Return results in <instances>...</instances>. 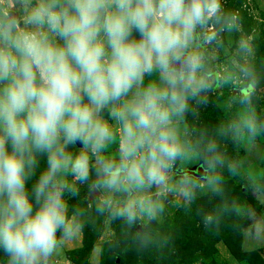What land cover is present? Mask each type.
I'll return each mask as SVG.
<instances>
[{"label": "clouds", "instance_id": "clouds-1", "mask_svg": "<svg viewBox=\"0 0 264 264\" xmlns=\"http://www.w3.org/2000/svg\"><path fill=\"white\" fill-rule=\"evenodd\" d=\"M262 100L264 55L225 0H0V264H56L99 219L119 226L116 259L163 254L174 200L208 233L264 238L226 189L264 205L240 155L264 138Z\"/></svg>", "mask_w": 264, "mask_h": 264}, {"label": "rangeland", "instance_id": "rangeland-1", "mask_svg": "<svg viewBox=\"0 0 264 264\" xmlns=\"http://www.w3.org/2000/svg\"><path fill=\"white\" fill-rule=\"evenodd\" d=\"M225 7L235 10L242 17L243 28L255 34L259 54L264 55V0H225ZM225 43L226 45L228 44L227 38H225ZM232 47L234 46L228 47L227 52H230ZM227 52L224 49H219L217 52L218 64L221 69L227 67ZM230 94L231 92L228 88L219 89L215 94L213 105L202 112V120L205 123L214 125L225 118V97ZM260 107L264 109V100L261 101ZM229 152L235 155L231 148H229ZM240 155L242 158L246 156L245 168L250 169L255 174L264 175V138L258 142L257 147L251 154L241 152ZM45 163V159H41V169L45 166ZM37 175H39V172ZM241 183L242 181H233L229 178L226 185L228 196L245 201L259 217H264V205H260L254 198L248 196L241 187ZM238 191H242V193ZM203 199L207 202L206 197ZM72 203L75 204L77 202L72 201ZM190 222L189 214L185 213L174 200L167 207L163 230L170 233L172 237L184 236L193 238L197 236L198 238L203 236L202 231L204 229L200 226V223H196V233H191L194 220H192L191 224ZM185 224H190L187 233L184 229ZM225 224L228 226L224 227L222 225L219 239L215 241L214 245L201 241L199 242V247H197L196 244L191 242L179 253L183 257H176L177 249L172 247L165 253L159 254L156 259L150 260V258H147L143 264H249L248 256L252 257V264H264V238L257 239L240 229H235L232 222L227 219ZM200 228H202L201 231ZM118 233V224L107 223L103 219H99L96 221L95 227H86L76 241L65 247L62 256L57 258L56 264H76L69 255L72 253H75L77 258L80 259V264H108L110 258H115L109 242ZM226 238L228 240L239 239L241 245L240 257L232 253L226 243ZM206 244L210 246V249L206 248ZM201 246H204L202 252L200 251ZM133 252L130 251L129 253L132 258L122 257L119 259V263L139 264L142 259L134 261Z\"/></svg>", "mask_w": 264, "mask_h": 264}, {"label": "trees", "instance_id": "trees-1", "mask_svg": "<svg viewBox=\"0 0 264 264\" xmlns=\"http://www.w3.org/2000/svg\"><path fill=\"white\" fill-rule=\"evenodd\" d=\"M238 192H241L242 191H238ZM228 195V194H227ZM200 204H203V205H206L207 202L206 200H204L203 198L199 201ZM192 220H194V224H193V229L191 231V233H196L195 230H197V226H196V223H200L198 217L194 214H189V221L192 222ZM190 222V224H191ZM190 224H185L184 225V229H185V232L187 233L189 231V228H190ZM200 226L202 227V225L200 224ZM202 230V228H200V231ZM87 231V230H86ZM203 232V236L201 237H198L195 236L193 238L191 237H184V236H173V240H174V243H173V248H176L177 249V252L175 254L176 257H183V256H180L179 253L185 249L191 242L193 244H196L197 247H199V242L201 241H204V242H207L209 244H212L214 245L215 241H217V239H219V234H212V233H208L206 232L205 230L202 231ZM88 241V240H86ZM226 243L229 245V248L231 249L232 253L235 254L236 256L240 257V254H241V248H240V241L238 238H235L234 240H228V238H226ZM205 246H207L206 248L207 249H210V246L208 244H206ZM204 249V246H201V249L200 251L202 252ZM133 252V251H131ZM130 251L127 252V253H123L122 254V257L123 258H132L130 255H129ZM72 261L75 262L76 264H80V259L77 258L76 254L75 253H72V254H69ZM133 255H134V261H138L140 259H142V261L139 263V264H143V262L147 259V258H150V260L152 259H156L157 256L159 257V254H156V253H152V254H145V255H138L136 254L135 252H133ZM250 255V254H249ZM251 256V255H250ZM249 264H252V257H249ZM0 259H3V253L0 252ZM118 259L116 258H110L108 264H120L119 262H117Z\"/></svg>", "mask_w": 264, "mask_h": 264}, {"label": "water", "instance_id": "water-1", "mask_svg": "<svg viewBox=\"0 0 264 264\" xmlns=\"http://www.w3.org/2000/svg\"><path fill=\"white\" fill-rule=\"evenodd\" d=\"M117 262H119V260H117Z\"/></svg>", "mask_w": 264, "mask_h": 264}]
</instances>
